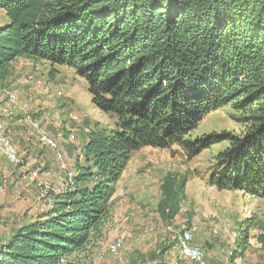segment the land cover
<instances>
[{
  "label": "trees",
  "instance_id": "trees-1",
  "mask_svg": "<svg viewBox=\"0 0 264 264\" xmlns=\"http://www.w3.org/2000/svg\"><path fill=\"white\" fill-rule=\"evenodd\" d=\"M0 11V83L17 59L66 67L114 119L113 129L88 133L72 177L0 246V264H71L101 237L114 187L145 148L195 157L227 142L209 185L264 198V0H0ZM227 105L243 135L189 138ZM181 187L162 207L169 220ZM246 227L264 252V219ZM247 236L232 255L245 252Z\"/></svg>",
  "mask_w": 264,
  "mask_h": 264
},
{
  "label": "rangeland",
  "instance_id": "rangeland-1",
  "mask_svg": "<svg viewBox=\"0 0 264 264\" xmlns=\"http://www.w3.org/2000/svg\"><path fill=\"white\" fill-rule=\"evenodd\" d=\"M6 24L0 11V26ZM9 95L16 97L14 104L8 102ZM3 110L11 114L10 119L2 118ZM29 119L55 139L70 173L74 158H82L88 133L114 128V119L91 104L84 80L74 71L24 59L12 63L8 77L0 83V120L21 164L10 166L0 158V186L5 187V193H0V246L45 208L36 187L23 181V175L41 168L58 172L54 152L41 147ZM244 128L241 114L227 105L207 115L189 138L241 136ZM29 143L35 155L42 157L39 163L24 154ZM228 146L227 142L218 143L195 157H188L176 146L132 153L106 204L109 217L101 237L87 245L80 258H71V264H190L181 258L168 230L182 227L195 229V244L203 253L204 264H264V252L255 240L258 231L246 227L249 221L264 219V198L209 185L217 157ZM51 184L56 186L54 181ZM182 184L177 212L169 220L162 207L169 205V197L180 191ZM245 230V252L234 256ZM118 240L122 245L113 255L108 248Z\"/></svg>",
  "mask_w": 264,
  "mask_h": 264
},
{
  "label": "built area",
  "instance_id": "built-area-1",
  "mask_svg": "<svg viewBox=\"0 0 264 264\" xmlns=\"http://www.w3.org/2000/svg\"><path fill=\"white\" fill-rule=\"evenodd\" d=\"M31 100V98L29 99ZM8 102L14 104L16 97L9 95ZM2 118L8 120L11 118V114L7 110L2 111ZM29 122L35 129L36 137L42 148L53 151L55 154V161L57 163V173H54L51 169H35L29 173L23 175L22 179L28 184L34 185L38 191L39 198L43 200L45 207H49L52 203V195L60 192V187L66 180L72 177V174L68 172V167L64 156L59 152L58 145L55 139L44 131L39 124L29 119ZM0 158H2L10 166H18L21 164V160L18 152L11 144L9 138L6 135V126L4 122L0 120ZM77 158V157H76ZM74 158V159H76ZM56 183V186H52V182ZM0 193H5V187H0ZM173 238L176 241L180 256L193 264H204V256L201 249L195 244L193 227H182L177 231L168 228ZM121 241L118 240L108 248L109 253L116 255L121 248Z\"/></svg>",
  "mask_w": 264,
  "mask_h": 264
},
{
  "label": "crops",
  "instance_id": "crops-1",
  "mask_svg": "<svg viewBox=\"0 0 264 264\" xmlns=\"http://www.w3.org/2000/svg\"><path fill=\"white\" fill-rule=\"evenodd\" d=\"M9 132V131H8ZM25 142H27V140L25 141ZM25 149V152H24V154H27V156H28V158H30V160L32 159L33 160V162H40V161H42L43 159H42V157H38V155H35V153H34V149H33V147L31 146V143H29V144H26L25 145V147H24ZM22 150V149H21ZM47 162L48 163H51V161H49V160H47ZM43 164H47V163H45V162H43ZM46 167H48V164L46 165ZM55 168H56V165H55ZM26 188H30L29 190H31V188L34 190V187H32V186H30V185H26ZM27 190V189H26ZM28 192V191H27ZM43 208V209H42ZM40 209V208H39ZM41 209L42 210H44V207H41ZM40 209V210H41ZM41 210V211H42ZM76 256V258H80L82 255L81 254H74V255H72V257H69V258H67L66 259V261L65 262H67V263H71V258H74ZM75 262H80L81 263V261H79L78 259H76L75 260ZM73 264V263H72Z\"/></svg>",
  "mask_w": 264,
  "mask_h": 264
}]
</instances>
